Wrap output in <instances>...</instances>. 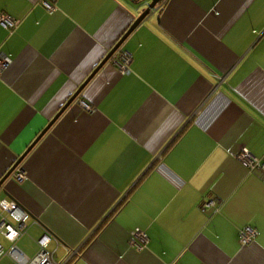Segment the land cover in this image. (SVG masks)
I'll list each match as a JSON object with an SVG mask.
<instances>
[{
	"label": "crops",
	"instance_id": "1",
	"mask_svg": "<svg viewBox=\"0 0 264 264\" xmlns=\"http://www.w3.org/2000/svg\"><path fill=\"white\" fill-rule=\"evenodd\" d=\"M45 1L0 0L20 21L0 25V181L151 3ZM242 151L264 158V0H163L0 189L29 214L0 245L35 260L49 235L56 264H264V173Z\"/></svg>",
	"mask_w": 264,
	"mask_h": 264
},
{
	"label": "built area",
	"instance_id": "2",
	"mask_svg": "<svg viewBox=\"0 0 264 264\" xmlns=\"http://www.w3.org/2000/svg\"><path fill=\"white\" fill-rule=\"evenodd\" d=\"M54 0L45 1V6L49 10H53L52 2ZM20 24V21L17 19H13L7 15H2L0 17V25L7 29L13 30L16 29ZM130 58L127 56H122L120 60L116 63L119 65L122 71H127V67L129 65ZM11 60L6 58L0 62V77L5 71V69L10 64ZM87 109H90V106L85 105ZM238 159L245 164L250 170L258 171L264 173V158L259 159L247 151H242L238 155ZM16 178L21 181L25 178L23 173H18ZM217 200H207L203 203V210H207L209 208H217ZM7 214L12 220L8 219V217L4 216ZM0 235H3L8 241L11 243H15L20 237H22L26 233V222L29 219V214L23 208L19 206V204L15 201L8 200H0ZM256 235V231L251 227H246L240 233L239 239L243 245L250 244ZM51 242V237L49 235H44L39 244L41 246V253L39 257L35 260H29L23 253L17 250L15 246H13L10 250L6 251L0 245V258L5 256L12 257L18 264H56L51 260V256L46 252L45 248ZM148 242V237L143 232H135L132 234L130 245L131 247H135L136 249H142L145 244Z\"/></svg>",
	"mask_w": 264,
	"mask_h": 264
},
{
	"label": "water",
	"instance_id": "3",
	"mask_svg": "<svg viewBox=\"0 0 264 264\" xmlns=\"http://www.w3.org/2000/svg\"><path fill=\"white\" fill-rule=\"evenodd\" d=\"M163 0H151L148 7L141 13V15L134 21L129 30L124 34L120 41L115 45V47L110 51V53L105 57V59L98 65L94 72L90 75L87 81L76 91V93L67 101V103L62 107L55 118L48 124V126L39 134L32 145L26 150V152L19 158V160L13 165V167L8 171V173L0 181V189L8 181V179L13 175V173L20 167L24 159L33 150V148L40 142V140L47 134V132L52 128L56 121L62 116V114L81 96L83 91L86 89L90 81L99 73L103 66L108 63L113 56L119 51L120 47L123 45L125 40L131 35V33L152 13V10L156 8Z\"/></svg>",
	"mask_w": 264,
	"mask_h": 264
},
{
	"label": "trees",
	"instance_id": "4",
	"mask_svg": "<svg viewBox=\"0 0 264 264\" xmlns=\"http://www.w3.org/2000/svg\"><path fill=\"white\" fill-rule=\"evenodd\" d=\"M141 1H145V0H141ZM119 209H120V206L116 209L114 215L119 211ZM114 215H113L112 217H114ZM112 217H111V218H112Z\"/></svg>",
	"mask_w": 264,
	"mask_h": 264
}]
</instances>
